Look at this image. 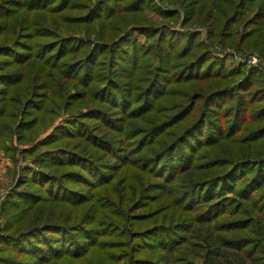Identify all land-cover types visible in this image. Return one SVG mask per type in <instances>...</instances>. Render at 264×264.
<instances>
[{"label":"trees","instance_id":"obj_1","mask_svg":"<svg viewBox=\"0 0 264 264\" xmlns=\"http://www.w3.org/2000/svg\"><path fill=\"white\" fill-rule=\"evenodd\" d=\"M160 2L0 0V264H264V0Z\"/></svg>","mask_w":264,"mask_h":264},{"label":"rangeland","instance_id":"obj_2","mask_svg":"<svg viewBox=\"0 0 264 264\" xmlns=\"http://www.w3.org/2000/svg\"><path fill=\"white\" fill-rule=\"evenodd\" d=\"M158 6H160L163 9H178L180 10V7L178 4L174 3H161L160 0H154ZM151 14V12L149 13ZM155 19H160V16H154ZM177 28L181 29L179 25ZM198 31H202L201 38L202 40L207 43L205 38V30L197 27L195 28ZM210 50L215 51V53L220 57L225 59L226 65L235 64L236 65H244L246 72L251 67H258L259 70L263 73V82H264V58L261 57L257 52V55L261 57V59H258L257 63L255 64H249L248 58L250 54H248V50H236L228 46H221L219 44H211ZM255 52V51H250ZM249 52V53H250ZM255 53V54H256ZM247 54V55H245ZM11 145V142H10ZM14 145L17 147L16 150L11 154V152H7L3 149H0V201H3L5 198V195L8 192L9 187L15 182L16 176L18 174V171L22 168L26 167H33V164L30 159H27L23 156V153L21 152V149L23 148L21 145L14 142ZM4 218L0 214V228L4 226Z\"/></svg>","mask_w":264,"mask_h":264},{"label":"built area","instance_id":"obj_3","mask_svg":"<svg viewBox=\"0 0 264 264\" xmlns=\"http://www.w3.org/2000/svg\"><path fill=\"white\" fill-rule=\"evenodd\" d=\"M247 58H248L249 64H255L258 61V59H257L258 57L254 54H250L249 56H247Z\"/></svg>","mask_w":264,"mask_h":264}]
</instances>
